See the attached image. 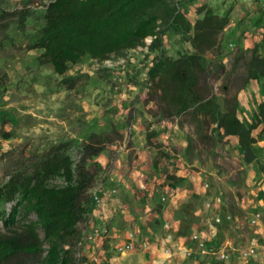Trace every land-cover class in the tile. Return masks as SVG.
Masks as SVG:
<instances>
[{
  "label": "trees",
  "instance_id": "1",
  "mask_svg": "<svg viewBox=\"0 0 264 264\" xmlns=\"http://www.w3.org/2000/svg\"><path fill=\"white\" fill-rule=\"evenodd\" d=\"M199 1L21 0L19 10L0 8V32L12 25L24 31L31 17L27 8L38 2L43 7L42 23L27 49L40 50L38 64L49 65L63 77L62 84L71 81L65 77L69 66L84 57L104 62L146 49L151 61L144 88L147 101L157 109V119L177 122L180 128L188 122L196 137L214 146L232 139L242 163L259 166L253 147L264 136V100L255 101L245 118L238 95L252 81L264 85V54L256 47H237L227 65L223 35L228 13L219 15ZM196 4L198 17L191 21L189 5ZM147 38L152 39L149 45ZM171 41L180 47L175 56L165 49V42ZM214 79L219 82L217 92ZM154 135L147 134L146 145L156 153L153 168L157 170L169 156L153 144ZM107 141L91 135L81 144L77 162L60 144L6 173L0 183V264H84V258L76 257L80 224L91 215L95 185V171L87 164ZM161 177L173 194L186 187L185 178L167 169ZM57 179L61 184H52Z\"/></svg>",
  "mask_w": 264,
  "mask_h": 264
},
{
  "label": "rangeland",
  "instance_id": "2",
  "mask_svg": "<svg viewBox=\"0 0 264 264\" xmlns=\"http://www.w3.org/2000/svg\"><path fill=\"white\" fill-rule=\"evenodd\" d=\"M22 6L21 0H0V8L5 11L19 10ZM27 10L31 17L27 19L24 31L20 32L12 25L4 33L0 32V183L6 179L9 170L27 164L30 156L65 144L68 154L77 162L81 156V144L88 142L91 135L107 137L108 141L103 145V150L93 162L87 164L88 168L95 171V185L91 193H98L100 196L102 194L101 203L93 206L87 221L80 224L82 238L92 227L107 230V236L90 243L85 241L77 251V259L84 258V264H103L104 244H112L109 248L119 253L118 248L123 244L117 245L116 236L135 231L132 225L128 226L126 232L119 227L122 213L116 201V198H121L118 191V174L130 173L136 168L143 169L145 161L148 165V175L155 177L152 182L156 188L165 186L163 182L157 184L159 174L164 169L188 172L187 174L194 178L195 181L192 182L198 189L204 190V185L208 184L209 190L204 197H222L220 214L223 224H228L224 229L229 231L227 241L233 240L231 247L235 250L244 246L252 238L249 236L250 232L253 233V227L247 224L246 218L250 219L252 214V205L249 203L251 197L253 199L254 195L259 194L264 184V158L259 166L252 164L259 178L254 180L255 190L252 192L256 193H251L247 165L240 160L234 140L226 139L214 146L210 141L196 137L188 122L182 128L178 127L177 122L164 121V124H160L161 121L155 116L157 109L153 103L147 101V91L144 88L147 68L151 61V55H148L144 48L125 52L121 56H112L104 62L84 57L76 65L69 66L65 77L71 78V81L62 84L63 77L54 74L49 65L38 64L37 58L41 51L27 49L33 42L34 32L42 23L40 16L43 7L34 2ZM223 37L227 55L224 61L228 65L231 53L236 47L231 46L232 39L226 34ZM165 49L169 55L175 56L180 47L171 41L165 42ZM212 83L217 92L219 82L214 79ZM251 90L252 88L246 86L243 93H250ZM250 96L246 102L248 107H240L245 118L254 110L255 101L264 100V85L258 82V88L252 90ZM152 131L155 133L153 144L161 146L169 156L168 161L161 163L157 170L153 168L155 151L146 145V136ZM189 140L191 143L187 150ZM169 142L175 145H165ZM262 148L259 147L258 151H262ZM142 151L155 155L150 161L147 160L148 154L146 158L138 160ZM52 184L60 185L61 181L57 179ZM188 186L192 187L187 182L186 187ZM113 189L116 190L115 194L110 193ZM186 191L180 200L182 207L179 220H175L178 224L170 226L156 219L153 228L158 229V232H155L157 235L170 234L177 243L173 245L171 240L162 248L163 254L167 255V261L172 260L173 264H202L198 258V255L202 254L192 236L199 234L195 225L200 212L202 215L205 198L198 193H185ZM106 193L110 194L109 197ZM156 194L158 195H154ZM166 197L170 196H163V201L161 198L157 199L158 209L166 205ZM109 204L113 206L111 212L114 216L111 220L108 219L107 223L103 217L97 220L92 216L93 212ZM5 209L8 212L10 206H5ZM109 220L115 222V228ZM113 229L116 233H113ZM210 232L207 230L205 243L207 240L212 241L217 235ZM142 242L148 244L145 239ZM225 242L226 240H221V246H212L213 257L217 261V253ZM148 249L149 244L144 250L137 246L131 253L147 252ZM166 249L170 251L169 254L164 253ZM186 252L191 255L187 256ZM175 253L182 255L178 259L170 256ZM94 258H97L98 262L94 263Z\"/></svg>",
  "mask_w": 264,
  "mask_h": 264
},
{
  "label": "crops",
  "instance_id": "3",
  "mask_svg": "<svg viewBox=\"0 0 264 264\" xmlns=\"http://www.w3.org/2000/svg\"><path fill=\"white\" fill-rule=\"evenodd\" d=\"M200 4L204 3L209 5L217 14L223 15L225 13H228L229 17V24L227 28L224 30V34H226L229 38L232 39L233 44L231 46H235L243 48V49H251L253 47H256L258 49V52L263 55L264 54V0H200ZM198 4L196 5H189V11H188V18L191 21H194L197 19L198 15L196 14V8ZM262 85V82H259ZM248 88H252V90L258 88V82L252 81L247 85ZM250 93H243L244 90L238 95V100L240 107L243 105L246 108L248 107L246 105V102L248 101L252 95ZM168 121V120H164ZM161 121L160 124H164L165 122ZM172 122V121H169ZM175 123V122H172ZM162 128V127H161ZM175 128V127H174ZM163 129V128H162ZM233 143L236 144L234 141ZM165 145H169L173 147L175 145L172 142H169ZM263 147L262 151H258L259 147ZM254 153L256 158L259 160V163L261 162V159L264 158V137L260 142H258L253 147ZM148 154V156H147ZM156 154V153H155ZM149 152L142 151L140 153V156L138 160H142V157L146 158L148 157V161H150L151 157L153 155ZM134 161V163H136ZM149 163V162H148ZM252 164L247 165V174L249 177V189L247 191L251 193L255 190V182L254 180L259 178V174L252 168ZM174 167L172 166V169ZM148 165L147 162H144V168L143 169H137L132 170V172L125 174H118V187H119V194L121 195L120 200L116 198L117 206L121 210L120 218L122 221L119 223V227L123 229V232H126L129 225H132L134 227L133 233L136 235V241L138 243V247L140 242H142L144 239L148 241L149 249L147 252H139L136 254L128 253V254H119L113 248L111 247L112 244L105 243L104 246V261L103 264H173V261H167L165 256L162 252V248L167 246V243L172 240L173 245L175 243L173 238L170 236V234H165L163 236L157 235L155 232H158L157 228L154 227V221L157 219L162 223H165L166 225L174 226L178 224L176 220L178 219V216L181 212L182 203H180L181 197H184L185 194L183 193L186 191L184 187L182 190L172 193L169 192L167 187H160L156 188L155 184H153L152 181H155V177H151L148 175ZM170 174H174L178 177H182L186 179V184H190V186L187 188L188 192L198 193L199 195H204L206 192L202 189H198V186L193 184L192 181H195L194 178H191L190 175H188V172L184 171H176V170H169ZM160 177V178H159ZM157 184L160 182L164 183V177L161 178V174H159ZM197 179V178H196ZM193 184V185H192ZM197 184V183H196ZM253 187V188H252ZM107 191V190H105ZM155 193H158V195H154ZM100 195V194H99ZM109 193H106V196L109 197ZM102 196V194H101ZM163 196H170L167 198V203L162 207V209L157 208V199L162 198ZM204 197L205 199L208 198ZM251 197V195H249ZM204 199V200H205ZM144 200V201H143ZM185 201L186 199L183 198ZM143 201V202H142ZM251 206L252 212L254 211H260L263 215V219L261 223L257 227L251 228L253 231L250 232L249 238L255 237L257 233L262 232L264 230V184L261 187L260 193L257 195H254V198L249 202ZM113 206L111 204L107 206L101 207L98 211L93 212L92 216L95 217L97 220L100 217H103L105 223H107L108 219H112L114 215H112L111 208ZM249 208V207H248ZM199 209V208H198ZM201 210V209H200ZM202 215L200 212V216L198 217L197 213V223L195 225L196 231L199 233L202 240L205 241V236L207 235V230H210L211 234L217 233V235L213 238L212 241L207 240L206 241V247L207 251L205 254L198 255L199 262H202V264H211L214 262L215 264H264V260L259 258V260H250L247 262H243L240 258V252L241 249L243 250L246 246V243L244 246H241L239 249L235 250L231 247V241H227L226 237L229 234L228 230H224L227 225H224L223 223L220 225H213L211 226L209 222H212V215L208 214L204 211V208H202ZM221 213V210H220ZM97 215V216H96ZM99 215V216H98ZM107 216V217H106ZM180 217V216H179ZM247 224L249 225V219L246 218ZM109 222L114 226L115 228V222ZM103 223V222H101ZM214 224V223H213ZM113 233H116V231L113 229ZM121 233V232H119ZM130 232H128L129 234ZM127 233L123 235H117V245L124 244L127 241ZM123 236V238H121ZM127 236V237H126ZM232 238V237H230ZM221 240H226L225 244L219 251L225 250L231 255V259L229 262H219L216 258L213 257L214 250L212 249V246H218L221 242ZM228 247V248H227ZM182 253V252H181ZM211 253V254H210ZM180 253L171 254L170 256H173L178 259L180 257ZM169 257V256H168ZM258 261V262H257ZM189 264V263H188Z\"/></svg>",
  "mask_w": 264,
  "mask_h": 264
},
{
  "label": "built area",
  "instance_id": "4",
  "mask_svg": "<svg viewBox=\"0 0 264 264\" xmlns=\"http://www.w3.org/2000/svg\"><path fill=\"white\" fill-rule=\"evenodd\" d=\"M151 38H147L145 40V44L149 45L151 43ZM209 190V185H204V191L207 192ZM111 194H115L116 190H111ZM91 199L93 206H98L101 203V196L98 193H91ZM161 200L163 201L164 198L162 197ZM223 206V200L220 195H210L208 198L204 200L203 208L204 211L208 214L212 215V221L214 225H220L223 223V218L220 214L221 207ZM229 219V217H227ZM263 219V215L260 211H254L251 214L249 219V225L251 227H257ZM107 236V230H102L98 227H92L90 232L83 236L79 246H82L85 241L87 242H94L96 239L104 238ZM193 241L196 243L197 248L201 254L206 253V244L205 241L202 240L199 234H195L192 236ZM138 243L136 241V236L133 232H130L127 237V241L118 248L119 254L131 253L137 248ZM148 246L147 243L142 242L139 244V248L142 250L146 249ZM165 254H169L170 251L166 249L164 251ZM186 255H191L190 252H186ZM219 262H227L230 260V254L225 251H219L217 253ZM240 258L243 261H250L256 260L257 258L264 259V230L262 232L257 233L255 237H252L246 244L245 248L240 252ZM93 262H98L97 258L93 259Z\"/></svg>",
  "mask_w": 264,
  "mask_h": 264
}]
</instances>
